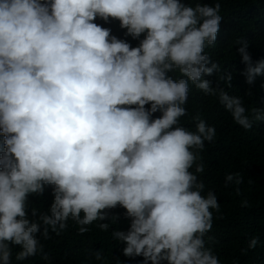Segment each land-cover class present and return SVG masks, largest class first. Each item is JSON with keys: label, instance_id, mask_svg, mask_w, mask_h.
<instances>
[{"label": "clouds", "instance_id": "obj_1", "mask_svg": "<svg viewBox=\"0 0 264 264\" xmlns=\"http://www.w3.org/2000/svg\"><path fill=\"white\" fill-rule=\"evenodd\" d=\"M220 10L219 2L181 0H0V264H12L17 248L18 262L38 253L47 260L41 240L70 222L77 234L94 223L107 232L117 207L129 226L111 236L124 256L219 264L205 237L220 204L198 178L216 128L199 113L194 131L180 125L190 84L243 129L264 121V109H246L242 97L204 79L217 72L232 87V74L205 51L216 45ZM97 18L118 20L138 46ZM236 43L254 84L264 60L253 64L247 42ZM242 183L241 173L225 176V187ZM46 186L52 199L41 212L29 197H43ZM94 255L104 264L101 250Z\"/></svg>", "mask_w": 264, "mask_h": 264}, {"label": "trees", "instance_id": "obj_2", "mask_svg": "<svg viewBox=\"0 0 264 264\" xmlns=\"http://www.w3.org/2000/svg\"><path fill=\"white\" fill-rule=\"evenodd\" d=\"M182 3L193 5L196 2L214 6L221 4L222 17L216 45L205 49L210 58L221 66V72L232 74V87L229 89L218 80L220 73L213 72L204 79L213 87H226L230 95L242 97L246 109H264V75L257 76L255 83L246 81V65L242 63L240 47L237 40L247 42V51L253 64L264 60V0H181ZM94 23L109 28L111 35L124 39L132 47L139 41L125 37L126 30L121 29L118 20L105 23L97 18ZM211 66V65H208ZM178 77V73L172 74ZM250 90V91H249ZM146 107H148L146 105ZM188 115L180 118V125L195 130L192 117L197 113L209 126L216 128L214 142L205 143L201 152L205 171L198 175L205 184V193L211 189L215 192L220 209L213 212V227L205 237L206 247L212 249L218 257L219 264H264V121L254 123L252 129L245 130L237 125L229 112L218 102L216 97L207 96L190 84L188 101L185 105ZM159 112L153 118L159 117ZM3 148V136L0 135V150ZM241 173L243 183L225 187L227 174ZM240 192L237 194L236 188ZM52 186H46L43 197L30 196L34 207L43 212L51 202ZM247 201V206L242 202ZM120 207L111 210L112 215L119 217L117 223L110 222L107 232L101 231L96 224L90 231L77 234L70 226L60 236L51 234L48 240H41L43 252L48 259H42V253L24 261L15 260L19 250L13 249L12 264H102L95 259V251L101 250L104 264H140L143 257L135 259L124 256V245L114 241L111 232L114 229L127 230L128 221ZM211 237V239H208ZM258 239L255 248H249V241Z\"/></svg>", "mask_w": 264, "mask_h": 264}]
</instances>
